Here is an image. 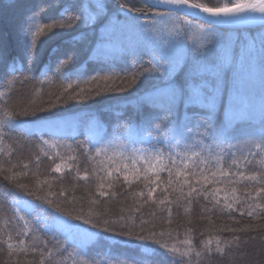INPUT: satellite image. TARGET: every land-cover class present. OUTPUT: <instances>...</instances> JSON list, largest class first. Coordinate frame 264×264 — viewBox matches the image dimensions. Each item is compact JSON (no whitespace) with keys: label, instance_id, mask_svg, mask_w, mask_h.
<instances>
[{"label":"snow or ice","instance_id":"6c2138e0","mask_svg":"<svg viewBox=\"0 0 264 264\" xmlns=\"http://www.w3.org/2000/svg\"><path fill=\"white\" fill-rule=\"evenodd\" d=\"M78 0H65L59 13V21L56 23L41 24L37 22V14L44 10L41 8L29 11L25 14L23 22L19 26V35L28 39V43L23 45L15 54L12 53L8 43V37L5 33L0 32V65H5L8 77H12L17 82H27L30 77L20 70L22 65H27L30 70L39 57V45L37 38L45 32V29L51 32L53 29L71 30L77 25L91 28L100 20H103L106 27L112 30V34L117 32L123 34L131 32L141 37L143 40L142 49L132 50V59L135 61L138 51L146 50L150 53V60L147 67L139 66L138 70L130 77H112L91 76L87 80L76 78L69 80L64 87L63 92L68 93L66 99L62 95H57L54 102H50L47 107L31 108L13 107L12 96L9 92L0 91V157L10 158L16 151L12 143L7 141L13 139L12 133L22 134L25 139L36 134V130L29 125L37 123L38 120L48 119L49 117H40L41 112H51L58 106V103H66L70 100L79 102L93 99L94 97L104 94V88L97 87L95 91L86 90L81 87L82 84L99 85L101 82L111 81L116 87H107L109 92L128 91L136 85L139 79L150 76L158 81L153 86L152 91L143 93L139 96L138 104L142 108L154 107L159 108L160 112L155 119L148 118L145 122L148 125L147 135L151 140L167 144L170 151L167 153L157 145H153L152 151L143 149H131L130 155L125 151L118 150L120 145L113 147H97L95 144H79L75 148L70 145H58L56 142L44 140L43 136L39 137V144L36 145L39 152L45 157L52 159L55 163L59 158L61 163H55L52 171L61 172L65 167L64 156L58 150L59 147L65 148L68 152V159L74 160L75 156L70 153L79 151L89 160L103 157L101 160L99 173H94L97 180L101 181L99 187L102 189L104 181L107 179L108 187L113 186V180L123 181L131 186L132 180H139L141 176L144 180H149V174L155 176V180H160L159 172L167 170L168 180L163 191L166 193L160 204L166 201L171 204L173 201L168 200V187L175 184L177 187L174 191H179L181 197L196 198L203 197L212 203L215 207L221 201L217 198L221 192L220 187L206 189L208 184H237L247 182L253 191L249 192L248 198L253 202L244 201V207L237 208L235 205L242 203L241 198L237 196V189H230L231 200L229 199V189L225 188L223 196L222 210L229 213L237 211L240 215L254 217L256 219L264 216V103H262L261 114L257 125L252 105L246 99L243 91V84L239 78L234 77L229 93V103L226 109V121L222 128H218L215 122V110L217 103L225 89V75L228 71H233L237 66L243 67L246 63H251L254 58V49L256 37H249L247 32H239L237 35L229 36L226 39L225 33L221 30L222 25H259V48L261 62L264 64V0H223V2H213V0H85V3L77 11H73ZM109 5L114 6V11L109 10ZM152 9H157L151 12ZM149 12V18L145 19V11ZM72 13L69 15L68 13ZM123 17V19H121ZM85 33H79L72 37V41H79L84 38ZM242 38L243 42L237 50L236 43ZM192 43V59L190 66L188 61L179 57L176 53L182 50L185 42ZM72 55V54H69ZM209 57H214L209 59ZM68 63V57L61 62V67ZM17 71L20 72L17 77ZM183 72L182 80H177L179 73ZM22 78V80H21ZM42 83L51 81H41ZM74 84L79 88L78 92H70ZM183 107V123L179 121L177 112ZM189 109H199L200 111L189 112ZM20 117H31L33 119H20ZM157 120L159 122H157ZM247 126L250 132L244 133V139L237 144H224L228 136L232 135L238 129L236 125ZM154 126V128H153ZM124 130L127 131L125 125ZM243 131L244 129H239ZM153 131L155 134L153 135ZM218 141H220L218 143ZM16 145L19 141H14ZM52 150V155L44 151V147ZM123 148H127L124 145ZM246 148L247 153L241 152L237 155L232 152L231 164L227 167L224 165V156L231 149ZM215 152V154H213ZM259 155V167L257 170H246L247 165L252 163L249 156ZM119 157V159H117ZM176 158H179L177 160ZM211 158V159H210ZM40 155H35L36 166L39 167ZM165 159L168 163H165ZM126 160H131L130 167ZM143 162L140 164V162ZM193 162L194 168L198 171L188 169V162ZM199 162L198 165L196 162ZM10 162V160H9ZM139 165V166H137ZM211 165V166H209ZM244 166L243 168L241 166ZM202 166V167H201ZM15 167V165H13ZM70 167V165H69ZM25 170L29 165H23ZM235 169V170H233ZM4 162L0 160V172H4ZM11 172V169H7ZM113 171L116 176L113 177ZM23 173H11L4 176L5 180L15 182ZM77 177H80L79 169L76 171ZM189 176L196 178V184H193ZM85 181L89 180V174L85 171L83 177ZM181 178H183L181 180ZM184 185L188 186L187 193H184ZM16 188L24 190L26 196L34 197L35 201L29 200L26 196L18 192H12L10 207L12 218L5 221L4 226L8 228L14 221L21 223L22 228L16 232L17 237L28 236L33 233L31 244H26L24 239H18L15 244L12 243L13 236L11 231L0 232V244H6L11 256L13 252H39L40 264L47 260L48 264H61L55 260V256L62 255L68 250L64 245L68 244V236L61 242L53 241L49 246L48 241L39 240L37 236L40 231L39 225L44 222L45 217L40 213H47L55 222H59L67 229L68 234L73 238L75 250L86 254L88 242H98L100 240H114L116 237H126L123 242L125 246L132 242H139L136 247L144 252H161L164 256L173 258V264H192V256L189 250L181 251L175 245H169L164 242L162 237L163 231L157 233L150 230L145 233L146 221H140V227L137 229L135 219L132 217L120 216L118 219L101 217L93 219L91 212L85 216L83 214H73L59 204H54L50 198L52 193L41 196L37 192L29 190L23 183H16ZM160 185H156L159 187ZM156 187H148L147 193L141 191L140 197H153ZM62 194V193H61ZM109 193L99 191L100 197H106ZM179 198V197H178ZM211 198V199H209ZM96 201H92L95 203ZM50 206L54 209L49 212ZM39 209V212L37 211ZM138 210V209H137ZM205 212L211 213L212 209H204ZM22 212L32 214L36 213L35 224L31 220L21 215ZM169 216L171 209H168ZM83 221V224L89 225L85 228L73 221ZM131 220V223L128 221ZM171 223V221H168ZM44 227L48 225L45 223ZM254 226L246 225L244 228H227L223 229L230 232H243ZM259 227V226H255ZM171 233H169V236ZM161 238H157V237ZM81 237L79 244L76 238ZM185 245H192V241L186 239ZM204 247L200 251H195V257L199 258L204 253H211L210 247L213 239L209 238L203 242ZM241 238L233 236L231 241H222L219 237L215 239L216 251L223 254L225 248L232 249L235 244L239 248ZM223 244V247L221 246ZM111 249H108L110 252ZM176 257L181 259L177 260ZM183 257H188L184 260ZM74 264H140L135 257H117L109 256L105 253V258L92 257L74 261Z\"/></svg>","mask_w":264,"mask_h":264},{"label":"trees","instance_id":"16d2710c","mask_svg":"<svg viewBox=\"0 0 264 264\" xmlns=\"http://www.w3.org/2000/svg\"><path fill=\"white\" fill-rule=\"evenodd\" d=\"M213 2H222V0H213ZM84 3L85 0H78L73 11H77ZM64 4L65 0H0V32L7 35L12 53L15 54L23 45L28 43L27 38L19 35V26L23 22L27 12L43 6L46 10L37 14V22L45 25L56 23L59 21L61 6ZM108 7L110 11L115 10L112 5ZM155 11L157 9L151 10V12ZM68 14L71 15L72 13ZM144 18H149L147 10L145 11ZM103 26H105V23L103 20H100L91 28L77 25L71 30L53 29L51 32L46 28L45 32L37 38L39 45L37 62L32 65L30 70L27 65L20 67V70L24 71L25 75L29 76L30 79L26 83L17 82L16 79L7 76L5 65H0V91L11 94L13 107H28L29 109L47 107L50 102L55 101L57 95H62V98L66 99L68 93L63 92V87L70 81L65 79V77H70L72 80L76 78L87 80L91 76L105 75L130 77L138 70L139 66H148L151 57L150 53L146 50L138 51L135 61L132 59V50L143 48V44L141 43L140 45L139 43V41H143L141 37L136 35L137 38H134V36L130 38L129 35H117L116 39H102L99 35L100 28ZM82 32L86 34L83 39L75 42L72 41V37ZM223 32L227 39L230 33H234L232 34L234 36L239 32H249L251 35H254L253 37H256L255 34L259 30ZM131 39L134 40L133 49L132 45H126L127 40L132 43ZM241 42H243L242 38L235 45L237 50ZM257 42L259 44L258 40ZM65 57H68V63L64 67H61V62ZM213 58L209 57L210 60ZM191 59L192 52L190 51L187 58L189 62L188 66H190ZM16 75L19 77L20 72L17 71ZM183 76L184 73L181 72L177 75L176 79L182 80ZM234 77L239 78L242 82L244 94L252 105L258 125L262 103H264V64L261 62L260 49L257 53H254L251 63H246L242 69L237 66L235 70L226 73L225 89L215 110V122L218 128H222L226 121V109ZM41 81H51V83H42ZM156 84H158V81L150 76L139 79L136 85L124 92H109L107 90V87H116L118 81L117 84L108 81L107 87H105V82H101L99 85L95 83L91 85L82 84L81 87H84L86 90L91 89L95 91L98 86L104 88V94L83 102L70 100L66 103H58V106L51 112H41L38 114L40 117L49 118L38 120L35 124L48 126L65 123L62 131L39 128L36 130L35 135L27 139L22 134L13 132L11 134L13 139L7 141V143H12L16 151L10 158L0 157L6 169V171L0 172V232L11 231L13 244L18 239H24L26 244L32 243L31 237L33 233L31 232L28 236H16V232L22 228L21 223L14 221L8 228L4 226L5 221L12 218L10 207L12 200L11 193L18 192L20 195L26 196L24 190L17 189L15 186L16 183H23L29 190L37 192L38 195L45 196L52 193L50 198L53 200V203L59 204L61 208L73 211L74 215L83 214L87 216L91 212L93 219L97 218V214L110 219H118L120 216L126 218L132 217L135 219L137 229L140 227V221L144 220L147 222L145 233L150 230H155L157 233L163 231L165 235L162 239L170 246L175 245L182 252L191 248L192 264H264V216L259 219L246 215L242 217L239 212L234 211L232 213V217L234 218H229V213L222 210L225 188L229 189L230 200V189L232 187L237 189L236 194L241 198L242 203L235 205V207H244V201L247 203L253 202L247 195L253 191L250 186H246L247 182L237 184H227L225 182L222 184L206 185V189L221 188V192L217 197L221 203L215 207L203 197L196 198L195 194H193V198L181 197L179 191L173 190L177 187L173 184L168 187L167 192L168 200L173 201V203L169 204L166 201L162 205L159 201L164 199L166 195L163 189L168 180L167 170L159 172L160 180L158 181L155 180L154 175L149 174V180H144L141 176L139 180L133 179L131 186L124 182L121 177L119 180H113V186L109 188V181L106 179L104 181L105 186L101 189L99 187L101 181L96 179L94 173L103 175L100 171L103 157L89 160L83 153L76 151L70 153L76 159L69 160V152L65 148L59 147L58 150L64 156L63 163L65 167L61 172L57 173L52 171V168H54L55 163H61L60 159L56 158L55 163H53L52 159L45 157L43 153L38 151L36 145L39 144V137L41 135L44 140L56 142L58 145H70L73 148L79 144L91 142L97 147H108L109 145L115 147L116 145H120L121 148L118 150L125 151L127 155L131 154L130 150L133 148L152 151L153 145H157V142L151 140L147 135L148 125L145 121L148 118L155 119L160 109L154 107H144L141 109L138 99L141 94L154 90L153 86ZM78 91L79 88L74 84L70 92ZM184 111L181 106L178 109L177 117H175L179 119L181 125L183 123ZM188 111L200 110L189 109ZM20 119L33 118L20 117ZM157 122L159 121L157 120ZM121 125H125L128 130L125 131ZM236 128L238 130L228 136L224 142L225 145L242 142L244 133L252 131L247 126L240 124H237ZM241 128L244 130L240 131L239 129ZM70 130L76 131L71 132ZM154 134L155 132L153 131ZM14 141H19V144L16 145ZM124 145H127L126 149L123 148ZM157 146L162 148L166 153L171 150L164 143H160ZM44 151L49 152L50 156L53 154L52 150L46 146L44 147ZM232 152H236L239 156L241 152L246 154L247 149H231L227 152L224 156L225 167L231 164ZM35 155H40L41 157L39 167L36 166ZM176 159L179 160V158ZM249 159L252 160V163L247 165L246 170H257L260 156H249ZM126 162L130 167L132 166L131 160H126ZM25 163L29 165L28 170L23 168ZM142 163L141 161L140 164ZM165 163H168L166 159ZM198 163L197 161L196 164L198 165ZM241 167L243 168L244 166L242 165ZM77 168L79 169L80 177L76 175ZM7 169H11V172H8ZM188 169L198 171V168H194L191 161L188 162ZM25 171L27 174L20 176L15 182H9L4 179V176L11 173H23ZM85 171L89 174V180L87 181L81 178L85 174ZM115 176L116 173L113 171V177ZM189 179L193 184H196L195 177L189 176ZM157 184L160 186L156 187ZM148 187H156L154 196L151 198L147 196L140 197L138 193L141 191L147 193ZM99 191L108 192L109 195L100 197ZM183 191L187 193V185H184ZM26 198L33 200L37 204L40 203L39 201H35L34 197L26 196ZM92 201L96 202L92 203ZM259 202L264 203V201ZM46 207L49 208V212L54 211L50 206ZM168 209H171L170 216ZM204 209H212V211L208 213ZM37 211L39 212V209ZM21 215H24L26 219L31 220L35 224L34 217L36 213L28 214L22 212ZM40 215L45 217V219L39 225L40 231L35 234L38 238L37 243L39 240H44L48 241L49 246H51V242L62 243L65 240V236H68V244L64 245L68 251L54 257L61 264H74V261L86 258L90 259L92 257L103 259L106 252L109 256L135 257L140 261V264H173L172 257L164 256L159 251L144 252L137 248L136 244L139 242H132L125 246L123 242L127 239L126 237L92 242L87 245L86 254L84 252L78 253L73 246V241L70 239L71 235L68 234L67 229L62 227V224L59 222L53 221L47 213H40ZM169 220L171 223L168 222ZM128 222L131 223V220ZM45 223L48 225L47 228L44 227ZM73 223L80 224L85 228L89 227V225L83 224V221L74 220ZM246 225L254 227L235 233L223 230L227 228H244ZM169 233H171L170 236ZM233 236L241 238L239 248L233 244L231 250L225 248L223 254L218 253L216 251L215 239L219 237L222 241H231ZM157 238L161 237L158 236ZM209 238L213 239V243L210 246L212 252L210 254L204 253L199 258L195 257V251H200L204 247L203 242ZM186 239L192 241L191 246L183 243ZM221 246L223 247V244ZM109 248L111 249L110 252H108ZM175 259L179 260L181 258L176 257ZM183 259L187 260L188 257H183ZM40 260L39 252H13L10 256L6 244H0V264H40ZM44 264H48V261L45 260Z\"/></svg>","mask_w":264,"mask_h":264},{"label":"rangeland","instance_id":"374dc122","mask_svg":"<svg viewBox=\"0 0 264 264\" xmlns=\"http://www.w3.org/2000/svg\"><path fill=\"white\" fill-rule=\"evenodd\" d=\"M222 2H223V0H222ZM248 34H249V37L251 38V37H253L254 35H251L249 32H247ZM232 34H234V33H230V36H232ZM117 35L119 36H128L129 35V37L131 38V37H133L134 36V38H137V36H136V34H134V33H131V32H125V33H123V34H121V33H119V32H117V33H115V34H112V30L111 29H109V28H107L106 27V25L105 26H103V27H101L100 28V35H99V37L100 38H104V39H113V38H115L116 39V37H117ZM256 39L259 41V32H257L256 34ZM132 40V43L130 42V41H126V45H132V49L134 48V46H133V43H134V40L133 39H131ZM257 40H256V45H255V49H254V53H257L258 52V50L260 49L259 48V44H258V42H257ZM139 43H140V45H141V43L143 44V41H139ZM192 47H193V45H192V43H190V42H185L184 43V45H183V48H182V50H179L176 54L179 56V57H181V58H184V59H186L187 60V58H188V56H189V54H190V51H191V49H192ZM115 49H116V47H115ZM258 49V50H257ZM251 65V64H250ZM250 65H248V66H250ZM252 66V65H251ZM240 69H242V67H240ZM64 124L65 123H61V124H56V125H48V126H39V124H32V125H29V127H32V128H34L35 130H38L39 128H48V129H50V130H54V131H62L63 129H64ZM59 127V128H58ZM77 128H78V124H77ZM77 130V129H76ZM75 130V131H76ZM71 131V130H70ZM75 131H71V132H75ZM63 227V226H62ZM70 239L73 241V238H72V236H70ZM81 240H82V238L81 237H77L76 238V243L77 244H79L80 242H81ZM90 243H92V242H88V244H90ZM87 244V245H88Z\"/></svg>","mask_w":264,"mask_h":264},{"label":"water","instance_id":"95a60500","mask_svg":"<svg viewBox=\"0 0 264 264\" xmlns=\"http://www.w3.org/2000/svg\"><path fill=\"white\" fill-rule=\"evenodd\" d=\"M220 28L227 31L253 30L259 29V25H222Z\"/></svg>","mask_w":264,"mask_h":264}]
</instances>
